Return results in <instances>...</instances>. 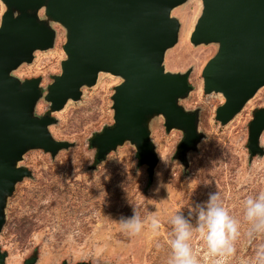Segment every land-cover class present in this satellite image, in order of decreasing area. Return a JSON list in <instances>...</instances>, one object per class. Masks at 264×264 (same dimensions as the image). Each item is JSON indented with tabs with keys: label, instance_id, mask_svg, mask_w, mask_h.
Instances as JSON below:
<instances>
[{
	"label": "rangeland",
	"instance_id": "obj_1",
	"mask_svg": "<svg viewBox=\"0 0 264 264\" xmlns=\"http://www.w3.org/2000/svg\"><path fill=\"white\" fill-rule=\"evenodd\" d=\"M201 8V0H186L171 10L180 28L176 43L164 57L165 70L191 69L192 89L179 103L187 110L198 109L197 126L203 136L187 151V164L176 155L182 131L166 130L162 115L153 116L149 123L158 159L152 171L139 163L129 141L94 163L96 150L90 146V138L113 123L111 95L121 81L119 76L100 72L95 84L81 88L80 99H70L52 112L51 134L71 144L55 155L41 148L28 149L18 161L31 174L17 181L7 197L0 231V248L7 252L5 264H22L34 251L37 260L33 264H60L63 260L68 264H167L169 220L176 211L195 227L197 216L195 211L190 214V208L217 191L231 214L242 220L244 199L264 192V153L251 156L247 148L248 122L253 109L264 105V85L228 122L215 119V109L224 97L219 92H203L201 70L217 44L194 45L189 39ZM4 9L0 0V15ZM39 14L43 17V12ZM52 25L56 31L53 46L35 50L31 62H22L11 71L21 80L40 76L43 95L66 57L65 28ZM48 109L49 102L41 97L34 113L41 115ZM259 144L264 149V130ZM136 206L146 223L139 234L131 235L117 222L132 216ZM153 215L160 221L158 232L147 222ZM246 228L242 222L241 232ZM190 244L200 264L222 259L209 253L196 232ZM236 247V255L226 258L224 264H242L252 257L243 235Z\"/></svg>",
	"mask_w": 264,
	"mask_h": 264
},
{
	"label": "water",
	"instance_id": "obj_2",
	"mask_svg": "<svg viewBox=\"0 0 264 264\" xmlns=\"http://www.w3.org/2000/svg\"><path fill=\"white\" fill-rule=\"evenodd\" d=\"M1 1L5 9L0 15V231L7 197L17 181L31 174L18 161L28 149L41 148L55 155L71 144L51 134L52 112L70 99H80L81 88L95 84L100 72L119 76L121 81L111 95L113 123L90 138L96 150L94 163L129 141L139 163L152 171L158 159L149 123L153 116L162 115L166 130L182 131L176 155L187 164V151L203 136L197 126L198 109L187 110L179 103L192 89L191 69L173 72L164 67L165 52L176 43L180 28L171 10L186 0ZM201 1L189 39L194 45L217 44L201 76L204 93L223 95L215 119L225 124L264 85V0ZM52 23L65 28L66 57L43 95L40 76L21 80L11 71L31 62L35 50L53 46ZM41 97L49 102V109L37 115L34 109ZM263 130L264 105L253 109L248 122L251 156L264 153L259 144ZM6 256L0 248V264H5ZM36 260L34 251L22 264Z\"/></svg>",
	"mask_w": 264,
	"mask_h": 264
},
{
	"label": "clouds",
	"instance_id": "obj_3",
	"mask_svg": "<svg viewBox=\"0 0 264 264\" xmlns=\"http://www.w3.org/2000/svg\"><path fill=\"white\" fill-rule=\"evenodd\" d=\"M192 211L197 216L195 227L179 211L169 220L172 232L168 242L170 251L167 264H200L190 244L194 232L205 240L211 255L222 258L215 264H224L226 258L236 255V242L242 235L245 247L251 248L253 252L248 260H242V264H264V192L244 199L242 220L231 214L217 191L210 193L204 203H197L194 209L190 208V214ZM147 222L153 232L159 231L160 221L155 215ZM242 222L247 224L243 233ZM117 223L122 230L136 235L141 232L146 221L141 218L139 207L136 206L132 216L122 217Z\"/></svg>",
	"mask_w": 264,
	"mask_h": 264
}]
</instances>
